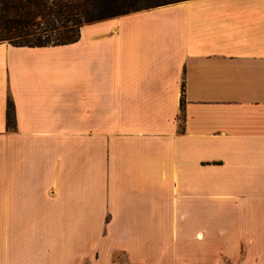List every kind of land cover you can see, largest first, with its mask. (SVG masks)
<instances>
[{
  "label": "crops",
  "instance_id": "0c3cea01",
  "mask_svg": "<svg viewBox=\"0 0 264 264\" xmlns=\"http://www.w3.org/2000/svg\"><path fill=\"white\" fill-rule=\"evenodd\" d=\"M0 264H264V0L0 42Z\"/></svg>",
  "mask_w": 264,
  "mask_h": 264
},
{
  "label": "trees",
  "instance_id": "16d2710c",
  "mask_svg": "<svg viewBox=\"0 0 264 264\" xmlns=\"http://www.w3.org/2000/svg\"><path fill=\"white\" fill-rule=\"evenodd\" d=\"M170 2L173 1L150 0L148 5L140 8ZM96 7L92 0H0V42L31 48L73 44L80 39L85 24L108 18L94 16ZM7 121L9 127L14 126L11 100H8Z\"/></svg>",
  "mask_w": 264,
  "mask_h": 264
},
{
  "label": "rangeland",
  "instance_id": "374dc122",
  "mask_svg": "<svg viewBox=\"0 0 264 264\" xmlns=\"http://www.w3.org/2000/svg\"><path fill=\"white\" fill-rule=\"evenodd\" d=\"M97 7L94 11L96 17H109L122 11L145 7L150 0H92ZM160 2L177 1V0H159Z\"/></svg>",
  "mask_w": 264,
  "mask_h": 264
}]
</instances>
